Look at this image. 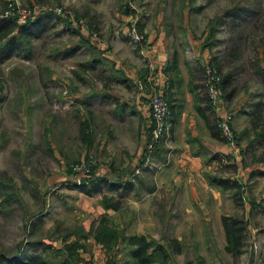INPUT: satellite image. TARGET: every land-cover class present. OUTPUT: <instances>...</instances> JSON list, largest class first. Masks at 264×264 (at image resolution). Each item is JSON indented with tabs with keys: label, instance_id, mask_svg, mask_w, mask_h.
<instances>
[{
	"label": "rangeland",
	"instance_id": "374dc122",
	"mask_svg": "<svg viewBox=\"0 0 264 264\" xmlns=\"http://www.w3.org/2000/svg\"><path fill=\"white\" fill-rule=\"evenodd\" d=\"M155 41L181 65L178 78L166 76L173 90L188 75L207 104L206 68L220 77L217 105L231 117L232 141L221 134L240 158L210 166L206 176L225 178L215 184L184 174L163 210L131 204L141 209L133 231L171 245L174 264H264V0H0V253L13 250L29 221L49 224L46 238L78 232V186L101 165L129 174L138 156L131 110L154 72L147 53ZM165 142L171 154L169 134ZM82 163L85 176L73 170ZM223 219L240 235L233 254ZM61 221L70 225L54 228ZM46 254L55 264L64 257Z\"/></svg>",
	"mask_w": 264,
	"mask_h": 264
},
{
	"label": "crops",
	"instance_id": "0c3cea01",
	"mask_svg": "<svg viewBox=\"0 0 264 264\" xmlns=\"http://www.w3.org/2000/svg\"><path fill=\"white\" fill-rule=\"evenodd\" d=\"M149 49L147 56L153 60V71L155 72L150 71V73L151 75L154 73L155 76L149 75L146 79L144 93H138L135 99V107L131 110V113L137 119V129L135 131L138 135V156L136 155L137 157L133 158L129 174L119 172L120 169L116 167L109 168L107 165H101L90 183L78 186L74 201L79 204L77 214L80 221L75 225L78 232L86 237V240H83L82 243L89 247L77 251L79 260L76 264H86L89 258H96L98 264H106L111 257L89 236V230L95 221L106 217L113 225L124 229L126 235L149 238L148 234L140 233L138 235L136 231H133L138 225V213L141 209L138 207L132 209L134 207L131 204L137 206L138 204L149 203L152 204L149 209L151 212L156 207L163 210L162 204L165 202L168 193L173 189L176 191L175 195L179 194L178 182L184 177V174L188 173L187 178L189 180L192 176H195L201 180L208 179V183L211 180L210 183L215 184L216 180L225 178L218 179V177L206 176L205 174H207L210 166L218 163L219 168H221L222 162L227 161L228 163V159L235 160L236 157H239L235 147L231 144H225L221 134L219 124L226 116L225 108L220 105L213 106L210 102L207 104L202 102L200 96L197 95L196 88L193 86L194 83L188 78V75L187 77L183 76L180 87L173 90L167 83L165 69L168 62L172 63L178 71L181 69V65L176 64V61H169L162 42L155 41ZM137 83L140 91H142L141 82L138 81ZM165 88L172 91L169 99L171 115L168 131L172 152L167 154L166 142H163L159 147L160 149L152 157L156 167L151 166L143 169L141 160H144L142 156L144 141L151 127L149 100L154 91L163 92ZM241 155H243L242 150L240 151ZM237 160H235L236 166L239 165ZM137 164L140 165L135 169H139L140 175L139 173L135 174V171L132 173V169ZM258 172L262 171H251L249 175L261 174ZM203 186H206V183ZM9 204L7 202L6 205ZM129 220H133L132 224ZM60 224L64 229L70 225V223L67 225L66 222L61 221V223L55 224L54 228H60ZM47 226L49 224H43V221H29L24 227V235L15 243L13 250L6 252V254L0 253L2 264H36L38 263L37 259L40 257L49 264H55L47 258L48 254H46L44 248L46 247L51 252L59 251L64 255L65 246L75 241V238L71 235L70 230H63V232L65 231L64 234H60V230L55 229L50 233L49 238H46L45 235L40 236L42 230L45 233L48 232L49 228ZM22 239H25L24 242H22ZM149 239H152V237ZM159 241L161 243L162 240ZM22 244L27 246H22ZM122 256L121 253L115 255L117 260H121Z\"/></svg>",
	"mask_w": 264,
	"mask_h": 264
},
{
	"label": "trees",
	"instance_id": "16d2710c",
	"mask_svg": "<svg viewBox=\"0 0 264 264\" xmlns=\"http://www.w3.org/2000/svg\"><path fill=\"white\" fill-rule=\"evenodd\" d=\"M11 21L12 20H10V22ZM12 22L15 23L14 21ZM29 24L32 23L31 22L25 23L24 26L25 27L30 26ZM20 26L23 28V25ZM10 30L11 29L8 28L4 33V35L8 34ZM12 42L13 41L10 40L9 44H11ZM169 71H173V72L175 71L174 72L175 77L178 78L176 69L174 68V65L170 62H168L167 64V68L165 69V74H168ZM177 80L179 81V79ZM196 90L198 91L197 88ZM203 100L207 102V100L205 99ZM262 132L260 133V135H258L257 133L253 135L254 138L261 137ZM235 140L237 141V138H235ZM220 186L221 185H219L218 187L221 190H223L222 186L221 187ZM237 190L241 191V188L238 185H237ZM223 228L225 231L226 243H227L225 249L228 253L233 254L235 253L236 248L239 246L240 235L239 233L237 235L233 234V232L229 229L228 223L225 221V219H223ZM233 230H237V228L233 227ZM71 235H73L76 239L75 241L65 246L63 251L64 257L59 264H76L79 260L77 251L79 249L82 250L86 249V246L82 243L83 240H86V237L83 234L76 232V230L74 229L71 231ZM89 236L94 240L96 244H99L105 250V253L108 256L111 255V257L107 260L108 264H117L118 262H122L121 264H174L171 260L172 258L171 245L165 243L160 244L145 236L126 235L124 229H120L117 225H113L106 217H102L94 222V224L89 230ZM172 244L176 246V249L178 248L177 250H180L179 243H177L176 240H174ZM46 250L47 248L45 247L44 251L46 252ZM53 252L56 254V256L58 254H61L59 251H53ZM117 253H121L123 255L121 260H117V258L115 257ZM37 260L38 263L36 264H49V262H47L42 257L38 258ZM185 264H192V263L186 262ZM196 264H207V263L205 259H203L202 257H198L196 259Z\"/></svg>",
	"mask_w": 264,
	"mask_h": 264
},
{
	"label": "built area",
	"instance_id": "2783aa9c",
	"mask_svg": "<svg viewBox=\"0 0 264 264\" xmlns=\"http://www.w3.org/2000/svg\"><path fill=\"white\" fill-rule=\"evenodd\" d=\"M26 18V16L24 15ZM23 17V18H24ZM26 20V19H25ZM19 24H25V21ZM132 38L137 41L138 38L134 35ZM206 77V85H207V92L210 99V103L213 106H217L219 93V85H220V77L216 75L215 71L210 68H206L205 72ZM149 111H150V120H151V127L150 132L147 134L144 147H143V164L142 168H150L151 166H155L154 162L152 161V157L154 156L155 151L160 147L161 143L164 142L168 131H169V118L171 115L170 110V101L168 98L163 94V92L154 91L152 93L150 100H149ZM231 117L225 116L221 123L219 124L221 132L224 136L226 141L231 142V134L229 129ZM73 170L80 175L85 176L89 174L90 169L89 166L85 164H80L73 168ZM139 173V169L135 170V174Z\"/></svg>",
	"mask_w": 264,
	"mask_h": 264
}]
</instances>
